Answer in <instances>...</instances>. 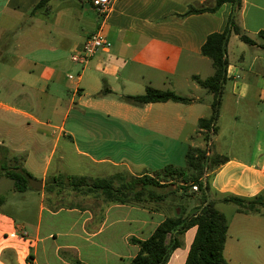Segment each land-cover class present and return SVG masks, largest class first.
Returning <instances> with one entry per match:
<instances>
[{
	"label": "crops",
	"instance_id": "crops-1",
	"mask_svg": "<svg viewBox=\"0 0 264 264\" xmlns=\"http://www.w3.org/2000/svg\"><path fill=\"white\" fill-rule=\"evenodd\" d=\"M111 1L102 21L90 0H51L34 15L40 0H0V115H9L0 119V134L10 142L5 150L40 178V197L58 175L116 176L115 186H123L153 176L160 168L155 162L166 155L185 158L189 147L206 145L198 121L210 117L212 95L202 96L192 77L207 78L196 68L207 60L201 47L210 34L224 31L232 5L185 15L215 2ZM62 7L67 14L55 25L50 15ZM23 19L28 29L18 35ZM235 21L253 45L235 34L227 45L226 100L207 143L208 154L227 160L201 180L215 207L223 197L264 194V0H241ZM99 27L105 48L83 66L73 63L71 55ZM147 87L193 101L136 106L120 99ZM73 193L78 202L47 211L52 221L64 213L57 230L37 224L29 235L27 223L0 212V264H129L138 252L130 240L147 239L165 218L143 199L106 203L98 194ZM244 216L254 224L237 229L227 221L224 259L264 264L263 213ZM194 235L191 228L180 238L167 264L185 263Z\"/></svg>",
	"mask_w": 264,
	"mask_h": 264
},
{
	"label": "trees",
	"instance_id": "trees-1",
	"mask_svg": "<svg viewBox=\"0 0 264 264\" xmlns=\"http://www.w3.org/2000/svg\"><path fill=\"white\" fill-rule=\"evenodd\" d=\"M50 1L40 0L31 11V15L39 13L41 8L45 7ZM214 2L213 8L200 10L190 8L185 14L190 15L203 11L214 12L224 3L232 5V11L224 31L210 34L201 47V55L211 62L212 75L203 80L193 76V80L212 95L210 117L198 121V127L204 131L202 135L206 143L205 147H189L185 154L184 167L168 165L153 174V176L143 175L137 179H130L128 184L123 186H115L116 176L104 179H89L68 175L55 176L44 186L45 193L52 190L50 186L52 184L59 189V193L62 189L67 188L83 195H101L106 203H131L142 199L152 202L164 200L167 194H159L155 189L168 186L166 183L168 177L178 178L182 181L180 187L173 183L169 184L170 187L176 185L175 189H171V193L184 191L183 194H185L189 189L187 183H190L191 186L197 185L201 196L199 206L191 213H180L165 217L147 239H131L130 241L138 247V252L129 264H167L173 251L180 247V238L191 228H195V235L184 264H227L223 256L228 229L227 219L216 209L213 201H207L206 192L208 187L203 185L201 179L206 172L212 171L227 160L223 156L208 154L207 143L211 136L216 133L215 122L219 117L224 85L227 80V45L229 37L231 34H235L247 45H253V42L242 33L235 21V13L240 8L241 0H214ZM178 18H183V16H178ZM120 99L125 103L136 106L167 101L187 104L193 101L180 97L171 91H163L152 87H147L141 95H124ZM0 151L4 155L3 160L0 159V176L12 180L16 192L21 193L28 189L32 190L29 185V180L32 177L22 168V158L12 156L13 165L8 166L5 161L7 150L0 148ZM18 160L20 166L17 165ZM137 186H139V189H137ZM221 202L235 205L237 212L245 215H258L264 209L262 195H257L251 199L228 196L223 197ZM28 259H32V256L29 255ZM76 264L80 263L76 262Z\"/></svg>",
	"mask_w": 264,
	"mask_h": 264
},
{
	"label": "rangeland",
	"instance_id": "rangeland-1",
	"mask_svg": "<svg viewBox=\"0 0 264 264\" xmlns=\"http://www.w3.org/2000/svg\"><path fill=\"white\" fill-rule=\"evenodd\" d=\"M63 8L64 7L60 9L55 8L52 14L50 15L51 19L53 18L52 22H54L55 25H58L59 18L61 19L62 15L67 14V10H63ZM27 29L28 26L26 24V20L23 19L21 23L18 24L16 32L18 35H23L26 33ZM8 55L9 57H11L13 55V52H10ZM196 68L198 69L199 73L202 75L203 78L208 77L213 73L211 62L208 59L201 63H198ZM228 85L229 84L227 83V86ZM181 93L188 94L189 92L185 87H183L181 89ZM200 94L204 97L207 95L204 89H201ZM222 97V100H226L225 95ZM231 100H236V98L232 97ZM8 117L9 115H0V119L8 120ZM6 147H11L10 142L0 134V148L6 149ZM3 157L4 155H2V152L0 151V159L3 160ZM5 158L6 164L8 166L13 165V162L11 161L12 155L10 153H7L5 155ZM169 161L170 163H173V165H178V167L185 166L184 158H176L175 156H173L172 158H168L167 155L165 158H161L160 163L155 162L154 165L159 166L161 169H163L165 166H168L167 164ZM19 164L20 163L18 160L17 165L20 166ZM160 168H158V171H160ZM32 179H35L40 182V178L38 176H35V178ZM166 180L168 186L163 187L161 189L156 188L155 190L159 194H167V197L164 200L157 202H152L145 199V203L148 205V207L158 208L163 214V216L167 217L174 216L180 213H191L193 210L196 209L197 206H199V201L201 199L200 192H194L192 190V187L197 185L191 186L189 185L190 183H187V187L189 189L185 192V194H183L184 191L171 193V189H175L176 185L180 187L182 181L178 178L173 179L170 177L166 178ZM171 183L176 185L170 187L169 184ZM50 186L52 190L50 192L45 193L44 197H40L39 190L28 189L25 192H16L14 190L13 181L4 176H0V212L11 216L13 219H15L17 223H27L25 231L29 235H32L34 226H36L37 224H40L42 229L47 228L48 230L50 227H53L54 229H56L58 226L60 227V225L58 224V219L62 218L64 213L60 214L58 217L55 218V220L52 221L53 217H50L47 211L52 207L53 209H59L60 207L64 209L68 208L70 204L72 205L75 202H78V200L74 198L75 195L70 189L64 188L59 193V189L57 187H54V185L52 184ZM262 196L264 199V194ZM216 209L225 216L227 221L231 222L232 225H234L233 228L237 227V229H239L240 227L251 226L254 224L253 220L255 219H251V217H246L244 216L245 214L236 215L237 207L231 203L220 204L216 207ZM262 213V220L264 221V209H262ZM233 217H235V220H233ZM61 229H63V227H61Z\"/></svg>",
	"mask_w": 264,
	"mask_h": 264
},
{
	"label": "built area",
	"instance_id": "built-area-1",
	"mask_svg": "<svg viewBox=\"0 0 264 264\" xmlns=\"http://www.w3.org/2000/svg\"><path fill=\"white\" fill-rule=\"evenodd\" d=\"M111 2V0H90L92 9L102 21H104L108 15ZM105 46L106 41L102 36L101 27H99L96 32L89 36L83 45L71 55V61L79 66H83L98 50L105 48ZM68 78L72 79V76L69 75ZM233 78L238 79L239 77L236 75ZM192 190L196 192L198 191V187L193 186Z\"/></svg>",
	"mask_w": 264,
	"mask_h": 264
},
{
	"label": "water",
	"instance_id": "water-1",
	"mask_svg": "<svg viewBox=\"0 0 264 264\" xmlns=\"http://www.w3.org/2000/svg\"><path fill=\"white\" fill-rule=\"evenodd\" d=\"M29 185L34 190H41L42 189V183L37 181V180H34V179L29 180Z\"/></svg>",
	"mask_w": 264,
	"mask_h": 264
}]
</instances>
